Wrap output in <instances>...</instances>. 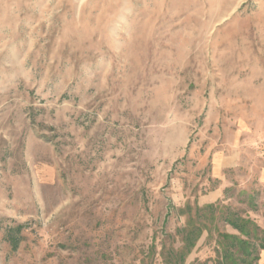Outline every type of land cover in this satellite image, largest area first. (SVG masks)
I'll list each match as a JSON object with an SVG mask.
<instances>
[{
    "label": "rangeland",
    "instance_id": "obj_1",
    "mask_svg": "<svg viewBox=\"0 0 264 264\" xmlns=\"http://www.w3.org/2000/svg\"><path fill=\"white\" fill-rule=\"evenodd\" d=\"M241 243L264 264V0H0V264Z\"/></svg>",
    "mask_w": 264,
    "mask_h": 264
},
{
    "label": "trees",
    "instance_id": "obj_2",
    "mask_svg": "<svg viewBox=\"0 0 264 264\" xmlns=\"http://www.w3.org/2000/svg\"><path fill=\"white\" fill-rule=\"evenodd\" d=\"M233 226H235L234 228L235 229H237V230H239V231H241V227H237V225L236 224H233ZM243 228V227H242ZM183 233L185 234V230L183 231ZM183 242H184V248L183 249H185V250H183V251H185V253L186 252H188V250H189V247H192L193 246V237H192V235H190V234H188V231H187V233L184 235V237H183ZM243 246H241V250H242V252H243V250H244V253H243V256H244V261H241V264H251L249 261H247L246 259L251 255V253L253 252H251L250 254H249V250L245 247V243H241ZM240 246V245H239ZM184 253L182 252V255H183ZM228 257H231V255H229ZM230 260H232V259H230ZM231 264H237L236 263V261L235 260H233V261H231Z\"/></svg>",
    "mask_w": 264,
    "mask_h": 264
}]
</instances>
